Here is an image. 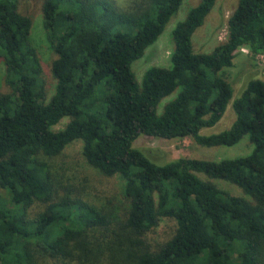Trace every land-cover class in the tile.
I'll use <instances>...</instances> for the list:
<instances>
[{"label":"trees","instance_id":"1","mask_svg":"<svg viewBox=\"0 0 264 264\" xmlns=\"http://www.w3.org/2000/svg\"><path fill=\"white\" fill-rule=\"evenodd\" d=\"M21 0H0V264H264V79L248 80L231 102L235 118L214 126L233 97L224 69L237 51L264 53V0H238L226 38L209 52L192 36L215 0H198L171 30L167 66L135 78L131 64L163 32L183 0H40L55 52L46 81ZM120 4V3H119ZM176 94L158 112L160 100ZM68 121L53 129L62 118ZM140 135L189 136L231 146L247 135L249 153L220 160L179 157L158 164L134 147ZM75 139L86 162L122 177L126 205L62 194L44 158ZM197 172L234 184L233 195ZM38 202L42 208L29 216ZM171 235L155 240L160 221Z\"/></svg>","mask_w":264,"mask_h":264},{"label":"rangeland","instance_id":"2","mask_svg":"<svg viewBox=\"0 0 264 264\" xmlns=\"http://www.w3.org/2000/svg\"><path fill=\"white\" fill-rule=\"evenodd\" d=\"M114 1L120 9L125 5V0ZM197 1L183 0L177 12L167 22L158 39L145 49L144 54L140 58L133 61L131 68L138 82L141 81L146 68L152 65H169V57L173 48L171 30L177 21L185 17L188 10ZM237 1L215 0L213 8L207 14L203 24L195 30L192 36L193 47L196 51L209 52L215 45L226 38L227 20L234 10ZM20 8L32 17L30 38L36 48L42 65V74L46 81L47 96H50L55 84V78L51 73L50 64L56 54L47 41L43 28L41 1L21 0ZM3 75L4 64L0 60V90L6 92L9 89L4 84ZM224 76L232 85L233 97L227 105L221 119L214 126L203 128L201 130L203 134L219 132L231 125L235 118L234 111L231 107L232 100L241 93L248 80L252 78L264 79V53L254 55L246 47L240 48L233 59L232 66L224 69ZM175 94L176 91L160 100L157 106L158 112L162 110L164 103L173 98ZM67 121L68 118L64 117L52 128L55 130L60 129ZM133 145L140 149L149 159L158 164H163L179 157L220 160L245 155L252 148V144L249 142L247 135L243 136L239 142L231 146H202L195 143L189 136L165 139L147 135L138 136L134 140ZM44 159L49 162L50 169L56 177L62 194L80 192L86 200L97 205L110 200L114 204L115 209L126 205L123 198L124 181L122 177L118 174L105 176L96 168L89 165L82 155V141L80 139H75L67 144L59 155ZM196 174L203 180L213 181L218 187L233 195H244L240 188L229 181L217 178L212 179L201 172H197ZM2 199L5 200V204L8 207H12L8 202V194L0 188V200ZM41 208L42 205L35 202L29 208V216L33 217ZM172 228L173 222L163 218L156 228L153 235L154 239L162 240L170 236Z\"/></svg>","mask_w":264,"mask_h":264}]
</instances>
